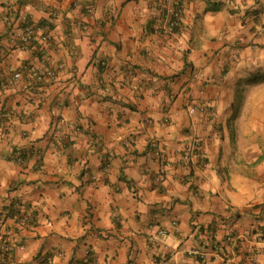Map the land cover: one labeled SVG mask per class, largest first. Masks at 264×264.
Here are the masks:
<instances>
[{
    "label": "crops",
    "instance_id": "0c3cea01",
    "mask_svg": "<svg viewBox=\"0 0 264 264\" xmlns=\"http://www.w3.org/2000/svg\"><path fill=\"white\" fill-rule=\"evenodd\" d=\"M159 2L0 0V213L32 219L11 217L0 264H264V0H184L171 36ZM22 17L51 45L15 44ZM42 63L54 81L8 84Z\"/></svg>",
    "mask_w": 264,
    "mask_h": 264
},
{
    "label": "built area",
    "instance_id": "2783aa9c",
    "mask_svg": "<svg viewBox=\"0 0 264 264\" xmlns=\"http://www.w3.org/2000/svg\"><path fill=\"white\" fill-rule=\"evenodd\" d=\"M216 4H221L226 2V0H213ZM184 0H160L159 6L156 9V15L153 19V24L157 29H160L163 35L171 36L180 28L182 14L184 11ZM8 7V6H6ZM91 12V9L88 10ZM22 26L21 33L13 38V42L19 45L20 47L33 46L39 43L40 46H49L51 45V37L48 32V27L42 28L37 25H33L27 21L25 17L20 19ZM0 22L3 24H9L10 16L5 15L0 19ZM62 68L61 65H46L42 63L41 67H38L34 64H25L22 65L19 69L10 70V78L8 80L9 85H14L15 83L21 82L26 86L31 88H37L38 86L43 85L46 82H52L56 79L58 71ZM199 76L201 74L198 73ZM191 95V94H190ZM203 113V107L198 104H191L188 107V113L194 115L196 113ZM60 125L55 124L52 129V138L54 147H57L62 143L63 137L60 132ZM151 147L154 150V155L158 158L161 157V151L158 148L159 146L156 143H152ZM200 143L196 139H191L190 141L183 144V152L181 155V162L184 164H189L193 159H201L200 155ZM10 160L18 165H23L24 160L21 156V153L14 151ZM165 166L171 168V163L166 162ZM160 177L155 179V182H159ZM14 208H18V205L15 204ZM11 216L6 210L0 213V255L4 257V260H8L13 252V245L3 237L2 232L8 228L9 220ZM28 216H22L20 218L21 224H28ZM175 226V223H173ZM164 232L159 231L157 234L152 235L148 239V248L154 249L159 243L160 240L164 237ZM263 233H259V240L262 239ZM228 243H233V238L228 237ZM184 254L197 262H205L208 259L212 258V254L207 250L200 248H189L184 250ZM95 264V263H91Z\"/></svg>",
    "mask_w": 264,
    "mask_h": 264
},
{
    "label": "trees",
    "instance_id": "16d2710c",
    "mask_svg": "<svg viewBox=\"0 0 264 264\" xmlns=\"http://www.w3.org/2000/svg\"><path fill=\"white\" fill-rule=\"evenodd\" d=\"M177 32V31H176ZM9 212H10V215H11V217H13V218H15V217H17V219L16 220H18L19 221V219L21 218V215L22 216H28V215H26V212H24V213H22L21 212V210L19 209V208H14L13 206H12V204L10 205V207H9ZM28 220H29V222H28V224H32V219H30V217L28 216Z\"/></svg>",
    "mask_w": 264,
    "mask_h": 264
}]
</instances>
